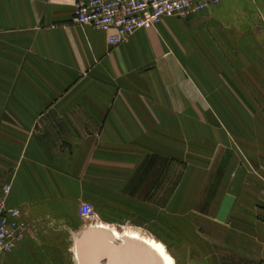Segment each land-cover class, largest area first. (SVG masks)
<instances>
[{"label": "crops", "instance_id": "1", "mask_svg": "<svg viewBox=\"0 0 264 264\" xmlns=\"http://www.w3.org/2000/svg\"><path fill=\"white\" fill-rule=\"evenodd\" d=\"M73 10L74 0H0V186L10 184L8 206L34 227L0 264H62L55 237L71 235L79 204L117 203L151 158L176 162L207 144L208 156L229 152L232 162L227 145L212 153L218 122L200 115L228 108L234 91H263L248 88L240 70L247 58L264 60V0L166 16L116 46L104 31L72 25ZM182 123L198 126V138L178 153ZM245 177L211 183L204 202L180 199L185 211L205 214L207 264H264V182ZM168 203L178 212V185Z\"/></svg>", "mask_w": 264, "mask_h": 264}, {"label": "rangeland", "instance_id": "2", "mask_svg": "<svg viewBox=\"0 0 264 264\" xmlns=\"http://www.w3.org/2000/svg\"><path fill=\"white\" fill-rule=\"evenodd\" d=\"M262 39L264 43V35ZM248 46V51L254 52L252 40L248 41ZM240 71L247 74L248 88L263 91L246 93L234 91L235 93L230 94L228 108H214L200 115L215 117L218 122L216 127H212V131L218 133L216 132L218 129L221 143L211 150L212 153L215 149L220 151L227 145L233 149L231 153L236 154L233 161L229 162L231 155L228 151V154L224 155L226 158L223 156L220 160L217 154L208 156L210 145L205 144L203 149L188 142L198 138V134L192 133L198 126L179 124L178 138L185 142L178 139L180 144L178 153H181L183 148L190 147L191 143L194 147L188 150L189 153L186 156L178 155L176 162L174 159L164 162L162 159L151 158L140 168L131 189L126 190L125 195L120 194L121 192L118 194L117 203L111 205V202L116 200L115 197L107 203L93 205V215L85 220L79 217L75 224L76 228L71 230V235L63 233L55 237L56 242L60 243V249L53 254L56 261L62 264H78L75 238L83 229L92 228L103 229L116 235V241L129 239L136 243L140 241L153 244L169 258L171 264H207L206 243L199 238L206 222L205 214L185 211L183 209L185 206L180 205L181 197L184 194L189 196L191 193L199 202H204L207 196L212 194V186L218 180L227 179L229 176L233 183L249 174L264 182V60L255 61L247 58L244 68ZM199 132L206 133L205 127L200 126ZM216 164L220 165L216 167ZM194 166L210 171L194 173ZM215 168H218L216 173L213 170ZM253 168L258 172L256 173ZM190 176L193 185L196 186L194 188L190 186ZM201 183L203 186L197 188ZM177 185L178 212H175L174 205L167 202ZM126 194H130L128 198ZM133 200L141 203H134ZM144 201H147L144 205L151 209L145 211L146 215L143 214ZM60 228H63L60 224L55 225L56 230H61Z\"/></svg>", "mask_w": 264, "mask_h": 264}, {"label": "built area", "instance_id": "3", "mask_svg": "<svg viewBox=\"0 0 264 264\" xmlns=\"http://www.w3.org/2000/svg\"><path fill=\"white\" fill-rule=\"evenodd\" d=\"M220 0H74L70 23L90 26L107 33L108 44H122L138 29L151 28L163 17L186 19ZM10 184L0 186V255L15 248L33 232L19 206H8ZM94 213L89 202L80 203L78 216L85 220Z\"/></svg>", "mask_w": 264, "mask_h": 264}, {"label": "water", "instance_id": "4", "mask_svg": "<svg viewBox=\"0 0 264 264\" xmlns=\"http://www.w3.org/2000/svg\"><path fill=\"white\" fill-rule=\"evenodd\" d=\"M75 252L78 264H160L148 249L116 241L101 229H83L75 238Z\"/></svg>", "mask_w": 264, "mask_h": 264}, {"label": "bare ground", "instance_id": "5", "mask_svg": "<svg viewBox=\"0 0 264 264\" xmlns=\"http://www.w3.org/2000/svg\"><path fill=\"white\" fill-rule=\"evenodd\" d=\"M92 229V228H89ZM103 230V229H102ZM105 231V230H104ZM114 240H117V236L114 234H110L108 233ZM122 241H130V242H134L132 240L129 239H123ZM136 243V242H135ZM138 244L140 247L146 248L148 249L149 252H151V254L159 261L160 264H171V261L169 260V258H167L165 256V254L155 245L153 244H149V243H144V242H138L136 243ZM77 252V251H76ZM78 262V261H77Z\"/></svg>", "mask_w": 264, "mask_h": 264}]
</instances>
